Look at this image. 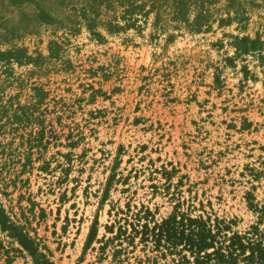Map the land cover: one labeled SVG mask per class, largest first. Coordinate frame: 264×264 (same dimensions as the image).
<instances>
[{"label":"rangeland","instance_id":"obj_1","mask_svg":"<svg viewBox=\"0 0 264 264\" xmlns=\"http://www.w3.org/2000/svg\"><path fill=\"white\" fill-rule=\"evenodd\" d=\"M189 218L264 250V0H0V264H216Z\"/></svg>","mask_w":264,"mask_h":264},{"label":"trees","instance_id":"obj_2","mask_svg":"<svg viewBox=\"0 0 264 264\" xmlns=\"http://www.w3.org/2000/svg\"><path fill=\"white\" fill-rule=\"evenodd\" d=\"M258 40H250L248 38H242L237 40V49L240 51H247L248 48L253 47ZM170 220H173L169 223ZM5 223L1 222V229L6 228ZM215 232L213 228L210 227L208 221L202 219H187L184 223L183 221H177L175 219H167L161 225L158 226V232H154V236L159 239L161 237L165 238L166 242L170 244L177 243L183 240L185 247L190 250L191 253L196 256H203L208 258H214L216 264H234L245 248L249 247V254L243 256V260L249 264H252L256 259L264 258V250L257 243H248L246 245L243 242V237L233 234L227 236L226 234H221L223 227L220 226V221L215 220ZM91 239L90 233L87 236L86 244ZM19 240L25 247V249L33 256L39 257V253L36 252L33 246V241L26 235H21ZM85 244V246H86ZM212 248L210 252H204L200 254L203 250L207 248ZM45 264H50L49 262H44ZM41 264V262H40Z\"/></svg>","mask_w":264,"mask_h":264}]
</instances>
